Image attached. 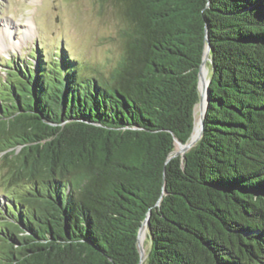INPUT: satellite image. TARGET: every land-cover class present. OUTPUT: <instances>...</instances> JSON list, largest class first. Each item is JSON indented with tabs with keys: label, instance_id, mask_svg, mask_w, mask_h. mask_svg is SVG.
<instances>
[{
	"label": "trees",
	"instance_id": "16d2710c",
	"mask_svg": "<svg viewBox=\"0 0 264 264\" xmlns=\"http://www.w3.org/2000/svg\"><path fill=\"white\" fill-rule=\"evenodd\" d=\"M99 1L123 23L108 76L63 55L0 82V264H141L145 221L142 264H264V0Z\"/></svg>",
	"mask_w": 264,
	"mask_h": 264
},
{
	"label": "rangeland",
	"instance_id": "374dc122",
	"mask_svg": "<svg viewBox=\"0 0 264 264\" xmlns=\"http://www.w3.org/2000/svg\"><path fill=\"white\" fill-rule=\"evenodd\" d=\"M123 23L112 2L99 0H0V82L8 81L9 66L59 64L61 56L77 61L86 75L108 76L122 54ZM44 60V61H43ZM208 80L211 67L207 64ZM1 86V85H0ZM199 105L196 120L200 119ZM180 147L176 152L181 154ZM0 163V193L7 186ZM0 205L5 199L0 196ZM147 259L151 242L143 243Z\"/></svg>",
	"mask_w": 264,
	"mask_h": 264
},
{
	"label": "water",
	"instance_id": "95a60500",
	"mask_svg": "<svg viewBox=\"0 0 264 264\" xmlns=\"http://www.w3.org/2000/svg\"><path fill=\"white\" fill-rule=\"evenodd\" d=\"M210 45L207 46L204 56H203V61L202 64L200 66V71H199V90H200V102H199V111H200V119H199V132L198 135L196 137H194V132L196 130V123L194 126V131L193 134L191 136V140L188 144H182L181 142L177 141V147H180L181 154H185L189 149H191L197 142L198 140L201 138L203 131H204V118H205V113H206V109L209 103V87L211 84V79L208 80L207 75H208V69H207V64L208 62H211L210 59ZM204 70H206V74H204ZM203 85V87H202ZM196 110H195V115H196ZM179 154V153H176ZM148 224V221H145L144 224L142 225L139 235H138V245H139V250H140V254H141V264L144 261V257H145V252H144V248L143 245L141 243V231L144 228L145 225Z\"/></svg>",
	"mask_w": 264,
	"mask_h": 264
},
{
	"label": "bare ground",
	"instance_id": "6f19581e",
	"mask_svg": "<svg viewBox=\"0 0 264 264\" xmlns=\"http://www.w3.org/2000/svg\"><path fill=\"white\" fill-rule=\"evenodd\" d=\"M204 74H206V70H204ZM202 87H203V85H202ZM198 132H199V120H196V130L194 132V137H196L198 135ZM146 237H147V225H145L141 231V243H142V245H143Z\"/></svg>",
	"mask_w": 264,
	"mask_h": 264
}]
</instances>
